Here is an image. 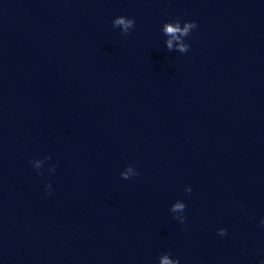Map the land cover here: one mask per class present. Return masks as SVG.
Instances as JSON below:
<instances>
[{
	"label": "water",
	"instance_id": "water-1",
	"mask_svg": "<svg viewBox=\"0 0 264 264\" xmlns=\"http://www.w3.org/2000/svg\"><path fill=\"white\" fill-rule=\"evenodd\" d=\"M261 221L264 0H0V264H264Z\"/></svg>",
	"mask_w": 264,
	"mask_h": 264
},
{
	"label": "clouds",
	"instance_id": "clouds-1",
	"mask_svg": "<svg viewBox=\"0 0 264 264\" xmlns=\"http://www.w3.org/2000/svg\"><path fill=\"white\" fill-rule=\"evenodd\" d=\"M113 27L119 26L121 29L122 34L127 35L129 30L134 27V20L130 18H125L124 16H118L112 21ZM197 25L194 21L192 22H185L183 27H181L179 20H175L173 22H168L163 25V32L166 33L168 36L172 37L173 39H179V36H187L191 29L195 28ZM179 34V35H177ZM166 47L171 50L172 49V40L169 39L166 41ZM187 44H179L178 49L181 53H184L188 50ZM48 158V157H47ZM126 172H121L120 175L123 179H128L130 176L135 175L136 173L133 172V168L131 166L126 167ZM54 170V169H53ZM131 173V175H129ZM50 187V185H47ZM186 192H190L191 189L185 188ZM185 205L180 203H175L171 206L172 211L176 210H184ZM184 217L180 220L183 222ZM264 223V221H261ZM219 235H225L226 232L224 229H218ZM160 264H179L178 260L175 261L170 260L168 255H164L160 258Z\"/></svg>",
	"mask_w": 264,
	"mask_h": 264
}]
</instances>
